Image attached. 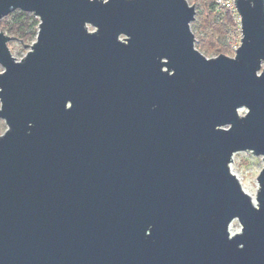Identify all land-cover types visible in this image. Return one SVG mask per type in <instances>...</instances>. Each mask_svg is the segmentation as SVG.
Listing matches in <instances>:
<instances>
[{
	"label": "water",
	"instance_id": "95a60500",
	"mask_svg": "<svg viewBox=\"0 0 264 264\" xmlns=\"http://www.w3.org/2000/svg\"><path fill=\"white\" fill-rule=\"evenodd\" d=\"M233 2L206 56L187 0H0L38 18L19 59L0 29V264H264V0Z\"/></svg>",
	"mask_w": 264,
	"mask_h": 264
},
{
	"label": "trees",
	"instance_id": "16d2710c",
	"mask_svg": "<svg viewBox=\"0 0 264 264\" xmlns=\"http://www.w3.org/2000/svg\"><path fill=\"white\" fill-rule=\"evenodd\" d=\"M195 17L190 22L194 28L195 46L205 55L224 53L229 49L232 31L237 33L236 12L216 0H194ZM38 18L30 11L15 9L0 18V28L24 43L33 41ZM239 31V30H238Z\"/></svg>",
	"mask_w": 264,
	"mask_h": 264
},
{
	"label": "rangeland",
	"instance_id": "374dc122",
	"mask_svg": "<svg viewBox=\"0 0 264 264\" xmlns=\"http://www.w3.org/2000/svg\"><path fill=\"white\" fill-rule=\"evenodd\" d=\"M190 4H193L192 1L194 0H187ZM191 30L193 31L194 28L190 25ZM1 29V28H0ZM5 32L6 30L3 29ZM237 28V33L232 31L231 37L228 40L229 49L226 52L227 55L232 56L234 54V48L239 44L240 39V30ZM31 43V41L26 42ZM8 47L10 52L15 55L17 59L21 58L26 50H28V46L25 47L16 39H12L8 41ZM216 54L206 55V56H213ZM2 67L0 66V70ZM6 125L4 120L0 118V133H2L5 129ZM262 159L260 155H253L250 152L246 151H236L232 155V160L230 162V168L239 176L241 177L242 186L249 191L252 198H254L256 189H257V180L256 176L259 170L262 167ZM230 230L231 232L238 231L240 228V224L237 219H233L230 223Z\"/></svg>",
	"mask_w": 264,
	"mask_h": 264
},
{
	"label": "built area",
	"instance_id": "2783aa9c",
	"mask_svg": "<svg viewBox=\"0 0 264 264\" xmlns=\"http://www.w3.org/2000/svg\"><path fill=\"white\" fill-rule=\"evenodd\" d=\"M216 3L219 4L220 6L224 5L226 7H229L236 12L233 0H216ZM236 15H237V21H238V29L240 30V28H239V16H238L237 12H236Z\"/></svg>",
	"mask_w": 264,
	"mask_h": 264
},
{
	"label": "bare ground",
	"instance_id": "6f19581e",
	"mask_svg": "<svg viewBox=\"0 0 264 264\" xmlns=\"http://www.w3.org/2000/svg\"><path fill=\"white\" fill-rule=\"evenodd\" d=\"M231 171L237 176V178L239 179V181H240V183H241V177H239L232 169H231ZM241 185H242V183H241ZM243 187V186H242ZM243 189L247 192V193H249V191L248 190H246L244 187H243ZM250 194V193H249ZM251 195V194H250Z\"/></svg>",
	"mask_w": 264,
	"mask_h": 264
}]
</instances>
